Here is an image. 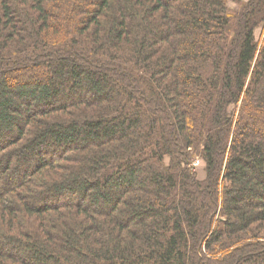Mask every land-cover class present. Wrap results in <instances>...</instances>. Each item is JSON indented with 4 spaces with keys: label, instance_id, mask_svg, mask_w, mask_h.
Instances as JSON below:
<instances>
[{
    "label": "trees",
    "instance_id": "1",
    "mask_svg": "<svg viewBox=\"0 0 264 264\" xmlns=\"http://www.w3.org/2000/svg\"><path fill=\"white\" fill-rule=\"evenodd\" d=\"M257 28L264 0H0V264H264Z\"/></svg>",
    "mask_w": 264,
    "mask_h": 264
},
{
    "label": "rangeland",
    "instance_id": "2",
    "mask_svg": "<svg viewBox=\"0 0 264 264\" xmlns=\"http://www.w3.org/2000/svg\"><path fill=\"white\" fill-rule=\"evenodd\" d=\"M229 5L233 6L232 2H229ZM255 36H256V39L258 40V42L261 44L264 40V28H257L255 30ZM197 159L200 161V159L198 157H195L193 161H196ZM192 162L190 164L191 169L195 170L198 178H202L204 176V170H203L202 162L200 161V163L195 165L194 167L192 166Z\"/></svg>",
    "mask_w": 264,
    "mask_h": 264
},
{
    "label": "built area",
    "instance_id": "3",
    "mask_svg": "<svg viewBox=\"0 0 264 264\" xmlns=\"http://www.w3.org/2000/svg\"><path fill=\"white\" fill-rule=\"evenodd\" d=\"M200 163V161L197 159L196 161H193L192 162V166L194 167L195 165H197V164H199Z\"/></svg>",
    "mask_w": 264,
    "mask_h": 264
}]
</instances>
